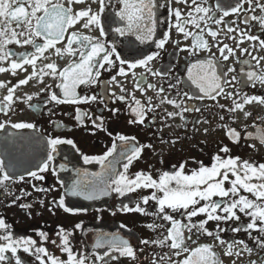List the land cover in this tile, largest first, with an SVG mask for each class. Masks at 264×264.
I'll return each instance as SVG.
<instances>
[{
    "label": "flooded vegetation",
    "instance_id": "flooded-vegetation-1",
    "mask_svg": "<svg viewBox=\"0 0 264 264\" xmlns=\"http://www.w3.org/2000/svg\"><path fill=\"white\" fill-rule=\"evenodd\" d=\"M0 264H264V0H0Z\"/></svg>",
    "mask_w": 264,
    "mask_h": 264
},
{
    "label": "rangeland",
    "instance_id": "rangeland-1",
    "mask_svg": "<svg viewBox=\"0 0 264 264\" xmlns=\"http://www.w3.org/2000/svg\"><path fill=\"white\" fill-rule=\"evenodd\" d=\"M216 156H217V159L219 160V156H220L219 153H218V155H216ZM242 192H243V191H242ZM242 192H240V193H237V192L235 193V192H234L233 196L231 195V196L229 197V201H230V203H231L232 206H234V205H239V204H244V203H245V201H244L245 199H244V198L246 197L247 194H244V192H243V193H242ZM241 195H242V197H243V196H244V197H243V198H240L239 196H241ZM250 197H251V196H250ZM217 200L219 201V197H217ZM247 202H248V201H247ZM236 213H237V212H234L235 215H236ZM237 214L240 215V216L242 217V214H241V213L238 212ZM224 249H225V248H223V250H224Z\"/></svg>",
    "mask_w": 264,
    "mask_h": 264
},
{
    "label": "water",
    "instance_id": "water-1",
    "mask_svg": "<svg viewBox=\"0 0 264 264\" xmlns=\"http://www.w3.org/2000/svg\"><path fill=\"white\" fill-rule=\"evenodd\" d=\"M153 34H154V33H153ZM153 34H152V35H153Z\"/></svg>",
    "mask_w": 264,
    "mask_h": 264
}]
</instances>
